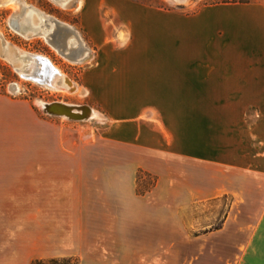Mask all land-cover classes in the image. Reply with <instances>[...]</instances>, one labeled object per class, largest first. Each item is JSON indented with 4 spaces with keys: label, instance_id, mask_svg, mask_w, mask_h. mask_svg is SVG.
I'll return each instance as SVG.
<instances>
[{
    "label": "crops",
    "instance_id": "obj_1",
    "mask_svg": "<svg viewBox=\"0 0 264 264\" xmlns=\"http://www.w3.org/2000/svg\"><path fill=\"white\" fill-rule=\"evenodd\" d=\"M111 1L130 35L122 51L102 24V0H81L82 26L98 48L82 86L110 123L106 141L222 175L228 169L264 191V1L191 15ZM33 114L30 104L0 94V127L24 122L33 132ZM99 157L0 152V264L70 257L93 264L107 255L91 244L104 239L95 210L114 196L127 207L136 176L129 164L98 168ZM260 208L234 264H264V200ZM115 223L124 240L128 222Z\"/></svg>",
    "mask_w": 264,
    "mask_h": 264
},
{
    "label": "rangeland",
    "instance_id": "obj_2",
    "mask_svg": "<svg viewBox=\"0 0 264 264\" xmlns=\"http://www.w3.org/2000/svg\"><path fill=\"white\" fill-rule=\"evenodd\" d=\"M2 1L0 33L4 38L18 50L48 57L77 88L70 93L59 92L25 78L17 67L25 70L29 58L17 55L11 59L0 50V94L18 103H28L34 110L33 132L25 130L24 122H12L10 128L0 127V152L98 154V160L92 162L98 168L121 169L129 164L131 173H135V187L127 198V207H117L114 196L110 207L104 208L99 203L95 210L98 234L104 239L91 244L101 254L105 250L107 255L93 258V264H234L241 235L251 231L250 224L259 215L264 191L252 190L251 183L241 181L244 177H239V173L231 172L227 176L228 169L222 175L221 169L211 165L202 167L174 158L162 160L142 150L106 141L110 123L82 86V77L95 63L98 48L82 26L81 0H68L65 4L55 0H13L11 4ZM261 1L264 0H131L146 9L184 15L226 3ZM111 2L102 0L99 16L109 35L118 41L115 49L122 51L130 35L124 32L125 20L115 14ZM25 8L39 10L72 26L88 48L89 57L83 62L72 61L61 54L59 48L63 47L47 40L44 34L28 38L20 34L12 23L18 17L15 15L23 13ZM33 15L39 26L42 20ZM42 29L52 33L55 27L51 24L48 29ZM56 36L61 41L74 38L72 34L66 36L64 31ZM55 101L93 106L101 118L76 121L45 113L41 103ZM117 187L112 188L116 191L120 189ZM121 220L124 224L128 222L124 225V240H121L120 224L118 229L114 225ZM122 247L128 253L123 257L118 254ZM75 259L80 262L79 258Z\"/></svg>",
    "mask_w": 264,
    "mask_h": 264
},
{
    "label": "bare ground",
    "instance_id": "obj_3",
    "mask_svg": "<svg viewBox=\"0 0 264 264\" xmlns=\"http://www.w3.org/2000/svg\"><path fill=\"white\" fill-rule=\"evenodd\" d=\"M1 1V0H0ZM13 0H4L1 3L3 4H8V3H12ZM56 2L60 3V4H65L68 2V0H55ZM179 1V0H178ZM15 2V1H13ZM10 3V4H11ZM16 6V5H15ZM33 14H37L39 16V18L42 20L41 24L38 26L36 25V19L34 17ZM36 15V16H37ZM15 16H18L16 21L13 22L12 26L15 28V30H17L20 34H22L24 37L28 38L31 35H41L44 34L45 36L50 35L43 33V29L42 28H49L50 22L54 21V24L56 22H58L60 24V26L62 27H68L72 30H74L72 28V26H70L69 24H65L63 22H61L60 20H58L57 18L50 16V15H46L44 12H41L39 10L36 9H31V8H25L24 12L21 14H17ZM34 19V20H33ZM19 20V22H18ZM55 27V25H54ZM36 30L38 31L36 33ZM76 33V34H75ZM77 37L80 39L78 33L74 30V37ZM47 40H49L47 38ZM66 40V39H64ZM72 41H68V48L65 49L66 53L64 54L63 52H61L62 48H59L61 54H63L65 57L71 59L72 61H76V62H83L85 61L89 56H87V51L88 48H85V45H83V42L80 39V42H77L76 44H72ZM64 41L62 40V43ZM74 48H77V51L74 50ZM81 48L84 49V55H82V53H79L78 50H80ZM64 49V48H63ZM86 49V50H85ZM0 50L2 52H5L6 56L8 58L13 59L14 56L20 55L22 57H28L29 59H27V63L25 64V70H23L24 68L19 66L17 67L18 72H20V74L28 79L34 80L35 82L42 84L44 86H46L47 88H50L54 91H59V92H65V93H70V92H74L75 89L77 88L74 81L65 73H63L58 67H56L55 65H53V62L51 61L53 68L55 69L56 72H51L47 70L45 64L43 63V61L40 60V57L43 58H47L48 57L44 56V55H39V54H32L29 52H25L22 50H18V48L13 47L2 35V33H0ZM71 55V56H68ZM50 60V59H49ZM49 73V80L45 79L46 75ZM51 72V73H50ZM55 104V105H52ZM41 106L44 110H46L48 107L51 106L52 110L55 112H58L60 114H63L64 117L66 118H70V117H84V115L87 117L85 118V120L91 119V118H101L100 113H98L97 111H95L94 109H91L90 106L88 107L89 110H87L86 112H84L82 110V105H75V104H70L64 101H55V102H51V103H41ZM81 108V109H80Z\"/></svg>",
    "mask_w": 264,
    "mask_h": 264
},
{
    "label": "water",
    "instance_id": "obj_4",
    "mask_svg": "<svg viewBox=\"0 0 264 264\" xmlns=\"http://www.w3.org/2000/svg\"><path fill=\"white\" fill-rule=\"evenodd\" d=\"M50 24H52L53 26L55 25V29H54V31H53L52 33H50L49 31H47V30L44 29L42 32H43V33H46V34H49V33H50V35H47V38H48L49 40H53L54 42L58 43L59 46L63 47L64 49H61V52H63V53L65 54V53H66L65 49L68 48V41H64V42L62 43V41L56 36V34H58V33L64 31V32L66 33V36H69V35H71V34H72V35L74 34V30H72V29H70V28H68V27H62V26H60V24H59L58 22H56V23L54 24V21H51ZM37 32H38V31L36 30V33H37ZM37 34H38V33H37ZM75 34H76V33H75ZM50 38H52V39H50ZM77 42H80V39H79V38L77 37V35H76V37L73 38L72 44H76ZM74 50L77 51V48H74ZM78 51H79L80 53L83 54L84 49L81 48V49L78 50ZM68 56H71V55L68 54ZM40 60L43 61V63L45 64V66H46V68H47V70H48V72H49V71H51V72H56L55 69L53 68V65H52L51 61H50L49 59H47V58H43V57H40ZM48 72H47V73H48ZM51 72H50V73H51ZM48 76H49V73L46 75L45 79L49 80ZM52 105H55V104H52ZM88 107H89V106H87V105H82L81 108H82V110H83L84 112H86L87 110L90 111V109H88ZM81 108H80V109H81ZM90 108H91V107H90ZM44 112L47 113V114H49V115H51V116H60V117L64 116L63 114H60V113H58V112L53 111L52 108H51V106L48 107L46 110H44ZM86 116H87V115H86ZM86 116L84 115V117H79V118H77V117H70V119H71V120H76V121H79V120L82 121V120H85V118H87Z\"/></svg>",
    "mask_w": 264,
    "mask_h": 264
},
{
    "label": "trees",
    "instance_id": "obj_5",
    "mask_svg": "<svg viewBox=\"0 0 264 264\" xmlns=\"http://www.w3.org/2000/svg\"><path fill=\"white\" fill-rule=\"evenodd\" d=\"M32 264H80V262L73 258H52V259H35Z\"/></svg>",
    "mask_w": 264,
    "mask_h": 264
},
{
    "label": "flooded vegetation",
    "instance_id": "obj_6",
    "mask_svg": "<svg viewBox=\"0 0 264 264\" xmlns=\"http://www.w3.org/2000/svg\"><path fill=\"white\" fill-rule=\"evenodd\" d=\"M51 25V24H50Z\"/></svg>",
    "mask_w": 264,
    "mask_h": 264
}]
</instances>
